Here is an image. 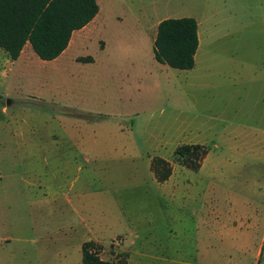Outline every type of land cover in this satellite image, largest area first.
<instances>
[{
    "label": "rangeland",
    "instance_id": "374dc122",
    "mask_svg": "<svg viewBox=\"0 0 264 264\" xmlns=\"http://www.w3.org/2000/svg\"><path fill=\"white\" fill-rule=\"evenodd\" d=\"M99 2L107 24L73 51L44 61L27 45L16 61L0 48V264H81L88 238L110 264H264L256 0ZM139 16L145 26L205 17L220 40L202 61V33L198 65L171 68L154 59ZM242 70L255 80L236 82ZM188 142L207 148L204 172L174 154ZM156 158L171 170L164 181Z\"/></svg>",
    "mask_w": 264,
    "mask_h": 264
},
{
    "label": "trees",
    "instance_id": "16d2710c",
    "mask_svg": "<svg viewBox=\"0 0 264 264\" xmlns=\"http://www.w3.org/2000/svg\"><path fill=\"white\" fill-rule=\"evenodd\" d=\"M98 11L96 0H0V48L15 60L25 43L45 61L55 59L67 47L74 30L83 27ZM198 46L197 23L193 17L166 18L158 23L153 41L157 62L176 69H191ZM80 60L91 61L89 56ZM174 154L183 164L197 169L207 154L201 144H181ZM162 159L151 166L157 180L164 181L171 170ZM93 241L82 244V264H110L99 257Z\"/></svg>",
    "mask_w": 264,
    "mask_h": 264
},
{
    "label": "crops",
    "instance_id": "0c3cea01",
    "mask_svg": "<svg viewBox=\"0 0 264 264\" xmlns=\"http://www.w3.org/2000/svg\"><path fill=\"white\" fill-rule=\"evenodd\" d=\"M96 1H97V4H98V11L95 14V16L92 18L91 21H89L83 27H81L79 29H76V30H74L72 32L67 47L59 54V56L60 55H63V54H66L67 51H70V50L73 51V48L79 47L80 45L84 44L86 42V40L89 38L90 33L94 29H97L98 27H100V28L101 27H104L105 24H107L106 21L109 18L108 12L104 13L103 8H102L99 0H96ZM223 1H225V0H223ZM256 2H257V4L254 6V9H255L254 16L264 18V0H256ZM111 17L114 18V19H122V17H125V15L124 14L114 13V14L111 15ZM144 17L145 16L136 17L137 19H134L133 20L134 23H135L134 25H136V26H140V25L142 26L143 25V27L146 29L147 40H150L151 43H153L154 38H155V35H156L158 23L161 20L166 19V18L159 19L156 22H153L151 25L145 26L143 24V22H141L142 18H144ZM180 17H192V16H180ZM180 17H177V18H180ZM168 18H170V17H168ZM193 18L196 20V23H197V37H198V46H197V50H196L195 55H194V65H193V67H196L198 65V62H197V60H198L197 59V54H198V50H199L200 43H201V34L204 33L207 36V46H206V51H205V53L203 55L202 61L207 56L208 51L210 49V46H212V44L215 43L216 41H219L220 40V35H219V33H217V32L215 33L214 31H212L210 29L211 27L208 28V27L204 26V25H206L205 24V22H206L205 17H203L201 20H199V19H197L195 17H193ZM148 35H151V36H148ZM98 38H101V40L103 41V46L100 47V48L101 49H104L106 47V40L102 36H100V35L97 37V39ZM27 45H29V43H25V45L23 46L20 54L22 53V51H24V48L27 47ZM20 54H19V56H20ZM19 56L17 57V59H15L16 61L19 60ZM87 56H89L91 58V61H86V62H92L93 61V57L91 55H81V56L78 55V57H87ZM220 56H221V54L218 53V55H217L218 60H219V57ZM153 57H154V53H153ZM242 63H244V65H248V64L251 65V61H248V60H245V61L243 60V61H241V64ZM254 66H256V64ZM238 72H239L238 75L235 77L236 82L248 81L247 79L251 80L252 78H255V77L250 76L251 77V79H250V77H248L246 75V73L244 72V70L238 71ZM252 80H255V79H252ZM188 144H201V145H204L203 143H200V142H192V143L191 142H188ZM244 152L245 151L242 148H240L239 151L236 150V154L239 155V157H240V155L241 156L242 155H245ZM208 155H209V153L207 152V154L205 155V157L203 158V160L206 159V158H208ZM226 159H227V161H229V160L231 161V158L230 159L229 158H225L224 160H226ZM194 171H198L199 173L200 172H204L203 171V165H201V167L199 169L194 170ZM204 218H203L204 219L203 220V223H204V221H205V223H208L210 221L208 214ZM207 230H209V229L207 228ZM207 233H208V235L210 234L209 231ZM248 238L249 239H248L247 243L249 241H251V240H254V241L257 240L256 239L257 237L254 238V237H251V235H249ZM233 239H234V241H236V237H233ZM61 240L64 241V244L67 247H70L71 240L67 239V237H62ZM90 240L92 241L93 239L88 238V239L83 240V241L85 242V241H90ZM263 240H264V237H262L260 241H263ZM79 242H80L81 253H82V245H81L82 239H80ZM261 246H262V244H261ZM206 248H207V245H206ZM202 252H205V253H203V254L206 255L205 258H209L210 251L208 250V248H207V250H204L203 249ZM212 254H214V253H212ZM221 255H223V254L221 253V251L219 249V251L217 253V256H221ZM81 260H82V257H81ZM81 264H82V261H81ZM191 264H194V263L191 262ZM218 264H225V262H223V263L222 262H219Z\"/></svg>",
    "mask_w": 264,
    "mask_h": 264
},
{
    "label": "water",
    "instance_id": "95a60500",
    "mask_svg": "<svg viewBox=\"0 0 264 264\" xmlns=\"http://www.w3.org/2000/svg\"><path fill=\"white\" fill-rule=\"evenodd\" d=\"M9 103H10L9 100H6V104L9 105Z\"/></svg>",
    "mask_w": 264,
    "mask_h": 264
}]
</instances>
